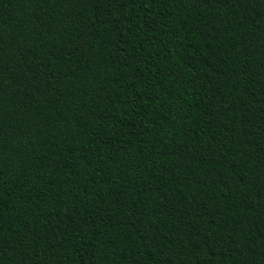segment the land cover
Segmentation results:
<instances>
[{"label":"trees","instance_id":"16d2710c","mask_svg":"<svg viewBox=\"0 0 264 264\" xmlns=\"http://www.w3.org/2000/svg\"><path fill=\"white\" fill-rule=\"evenodd\" d=\"M0 264H264V0H0Z\"/></svg>","mask_w":264,"mask_h":264}]
</instances>
